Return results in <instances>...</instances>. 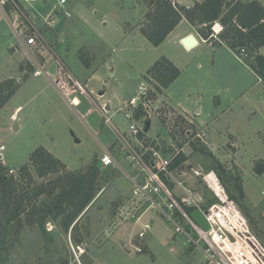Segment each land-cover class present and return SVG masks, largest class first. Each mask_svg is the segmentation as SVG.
<instances>
[{"label": "rangeland", "instance_id": "1", "mask_svg": "<svg viewBox=\"0 0 264 264\" xmlns=\"http://www.w3.org/2000/svg\"><path fill=\"white\" fill-rule=\"evenodd\" d=\"M59 1L12 0L7 5L0 4V82L13 76L19 85L0 109V144L6 147L4 162H0L19 176V168L28 164L31 153L42 146L55 152L65 164V171L83 172L96 159L99 161L104 146L112 143L123 169L101 166L98 193L78 218L77 227L68 233L53 222L46 223L51 238L42 234L38 224L18 225L7 236L8 249L0 250V264L207 263L202 248L176 233L175 226L156 209H151L146 217L152 230L143 241L136 238L140 226L131 221L119 225L118 208L132 191L125 170H135L118 150L122 146L117 148L120 137L115 126L128 131L124 112L118 108L136 94L143 81H150L145 76L147 70L163 57L172 60L181 73L167 91L153 95L164 106L152 111L148 136L168 141L177 135L188 143L186 167L191 164L204 171L215 170L233 194H238L235 182L241 184L245 198L236 200L264 245V78L259 80L251 67L233 57L231 60L226 50L220 56L222 61L215 56L213 46L202 43L187 49L178 36L196 31L186 19L160 45L152 44L142 32L148 9L140 0H66L63 5ZM48 15L55 19L51 28L45 24ZM29 19L36 27L49 29L46 38L51 47L40 37L28 52L16 47L20 39L15 26L21 25L27 36L38 33ZM81 50L94 59L89 71L83 68ZM49 60L51 63L44 69L52 78L61 61L80 79L93 75L88 86L93 93L79 91L81 106H71V95L65 96L53 88L44 71L34 75ZM71 84L74 86L72 81ZM178 102L201 106V116L197 119L193 113L187 115L188 119H175L171 114L175 126L173 118L167 125L164 112H183ZM107 104L110 109L105 108ZM85 109L90 111L84 113ZM186 129H190L188 135ZM202 146L207 147V152L197 149ZM218 163L223 167L218 169ZM30 174H21L19 189L29 191L33 203L39 204L46 195L34 199L37 186L59 173L42 178L31 167ZM188 183L212 198L201 181L192 179ZM191 217L206 227L198 210L192 211ZM181 220L197 238L193 225ZM138 244L145 247L144 251H136ZM200 244L203 246V242Z\"/></svg>", "mask_w": 264, "mask_h": 264}, {"label": "built area", "instance_id": "2", "mask_svg": "<svg viewBox=\"0 0 264 264\" xmlns=\"http://www.w3.org/2000/svg\"><path fill=\"white\" fill-rule=\"evenodd\" d=\"M9 1L12 0H0V4L5 5ZM64 3L66 0H60V4ZM62 11L66 12L63 8ZM66 14L69 15L68 12ZM54 20L52 19L51 23ZM14 29L21 42L31 49L36 45V35L27 36L21 25L15 26ZM213 29L217 38L222 26L216 23ZM201 39L205 41L202 37ZM261 50L258 53H262ZM233 51L240 62L250 67L247 60L251 59V56L245 47ZM259 80H262L261 77ZM157 93L150 81H143L136 94L129 100L125 99L124 104L118 108L119 111L124 112L128 124V131L125 132L115 126L120 137L121 150L125 161L135 170L134 172L125 170L131 179L132 191L129 199L118 208L119 225L131 221L140 226L136 238L143 241L152 230V224L146 217L151 209H156L175 226L176 233L183 234L189 241L202 248L207 259L206 264H264L263 243L254 233L238 202L230 197L216 171H204L193 166L189 169L186 167V162L172 168V163L181 154L186 155L188 143L180 141L177 135L176 139L168 141L148 136L145 129L147 123L149 121L151 123L153 119L152 111L156 112L164 106V104L159 105L153 96ZM103 111L107 114L104 106ZM171 114H174L175 119L178 116L188 119L184 112L175 113L170 110V115L164 112L167 125L173 118ZM106 118L110 121V116ZM175 119L172 126H175ZM189 121L193 122L191 119ZM186 130L188 135L190 129ZM5 149V145L0 144V160L3 162ZM100 164L102 167L122 168L110 149L104 150ZM192 179L201 181L215 201L212 202L210 200L212 198H208L190 185L188 181ZM195 210L204 216L206 227L200 226L191 217V212ZM181 219L188 220L193 225L197 238L186 230L185 222ZM135 248L137 252L145 249L139 244Z\"/></svg>", "mask_w": 264, "mask_h": 264}, {"label": "trees", "instance_id": "3", "mask_svg": "<svg viewBox=\"0 0 264 264\" xmlns=\"http://www.w3.org/2000/svg\"><path fill=\"white\" fill-rule=\"evenodd\" d=\"M140 3L148 9L142 32L152 44L160 45L175 27L186 19L198 35L211 43L215 49L222 45L233 50L245 47L251 56L250 67L263 80L264 54L258 53L264 48V3L260 0H194L192 4H183L178 0H140ZM216 23L222 26L217 38L213 29ZM80 56L83 64L89 67L92 58L87 57L84 50L80 51ZM180 73V69L172 60L163 57L147 70L145 76L151 78V86L156 92L163 93ZM18 86L14 78L0 82V109L15 94ZM197 149L202 152L208 150L205 146ZM209 154H212L211 151ZM186 159L187 156L181 154L172 163V168L183 165ZM31 167L42 178L59 173L46 183L37 186L34 199L46 195L39 204L33 203L29 191L19 189L21 174L25 172L31 175ZM216 167L219 169L223 166L218 163ZM65 168V164L59 158L42 146L31 153L28 164L19 168V176L10 173L13 168L0 162L1 251L8 249L7 236L18 225L38 224L42 234H47L48 238L52 236H48L50 233L46 228L47 222L59 225L66 233L77 227L78 218L98 193L100 160L96 159L83 172L65 171ZM234 187L238 194L228 190L230 197L243 200L245 192L242 185L235 182ZM210 200L214 202L215 198ZM239 206L241 207L240 204ZM247 215L250 216L249 213ZM63 264H66V261Z\"/></svg>", "mask_w": 264, "mask_h": 264}, {"label": "crops", "instance_id": "4", "mask_svg": "<svg viewBox=\"0 0 264 264\" xmlns=\"http://www.w3.org/2000/svg\"><path fill=\"white\" fill-rule=\"evenodd\" d=\"M179 1V0H178ZM193 1L194 0H190V2H192L193 3ZM262 3H264V1L263 0H260ZM67 2V1H66ZM180 2V1H179ZM191 3V4H192ZM59 4H60V1H59ZM61 9H62V7H61ZM51 16L52 15H48L46 18H45V24L46 25H48L49 26V28H51L50 26H52L51 25V22H52V18H51ZM51 18V19H50ZM31 25H32V27L38 32L37 33V37H40L42 40H43V42H45L46 44H48V47H51L50 46V43H49V40L46 38V34H48L49 35V29L47 30V28H38V27H36L35 25H34V23L33 22H31L30 21V19H29V21H28ZM174 31V30H173ZM173 31L168 35V36H170V35H172L173 34ZM188 34H190L189 32L188 33H185V34H183V35H181V36H178L179 37V41L182 39V38H184L185 36H187ZM196 37H197V39H198V41H199V43L197 44V46L196 47H198V46H200L202 43L203 44H207V45H209V46H212V44L211 43H208V42H206V41H202V39H201V37L198 35V33L197 32H195V33H193ZM37 44V43H36ZM18 49H20V50H23V51H26V52H28L29 51V48H30V46H28V45H26L24 42H21V41H19L18 42V45L16 46ZM187 49H189V48H187ZM15 50V49H14ZM223 50H226V55L227 56H229L230 57V59L232 60L233 58L234 59H236V60H238V58L236 57V55H235V53H234V51H233V49H231V48H229L228 46H226V45H222V46H220V47H218V48H216L215 49V52H214V54H215V56L216 57H218V58H221V60L223 61V58L222 57H220L221 56V54H222V52H223ZM233 57V58H232ZM92 58V57H91ZM239 61V60H238ZM62 63H58L57 65H56V68L54 69V72H53V76H54V78H52V76H50L48 73H46L45 72V69H44V65H49L50 63H51V60H49L48 62H46V63H44V64H41L39 67L41 68V69H37L36 70V72L34 73V75H36V76H39V75H41V72L42 71H44L46 74H47V76H48V78L50 79V84L53 86V88H55L58 92H60L61 94H63V95H65V96H67V95H71V99L69 100V104L71 105V106H73V107H76V106H81L82 105V100H81V98H80V96H79V91H81V93L82 94H86V95H90L91 93H93L92 92V90L89 92V90H88V86H89V82H90V79L92 80L93 79V75H90L87 79H85V78H83V79H80L79 78V76H78V74H77V72H75L72 68H70V66L68 65V64H66V63H64L63 61H61ZM82 62V61H81ZM93 62H94V59L92 58V62H91V64H90V66L89 67H87V66H85L84 64H83V62H82V65H83V68L85 69V71H89L91 68H92V66H93ZM240 62V61H239ZM177 66V65H176ZM37 71H40V73H37ZM62 72V73H61ZM64 73V74H63ZM79 73V72H78ZM64 75V76H63ZM9 78H13V76L12 77H9ZM72 81V83H74V86H72V87H70L72 84H71V81ZM20 83H21V81H20ZM59 84V85H58ZM67 89L69 90V93L67 94ZM168 89H166V91H167ZM78 99L79 101L77 102V101H75V99ZM68 100V99H67ZM177 105L183 110V112L185 113V114H192L193 115V113L194 114H196V118L198 119L200 116H201V112H202V107L201 106H199V107H197V106H192L191 104H184V103H180V102H178L177 103ZM106 109H110V106H109V104H107L106 105V107H105ZM19 109V107L17 108V110ZM87 111L89 112L90 111V109L89 110H87V109H85V112L84 113H87ZM201 122H202V120H201ZM208 126V125H207ZM206 126V131H207V129H208V127ZM209 131V130H208ZM206 136H208V139H209V134L208 133H206ZM119 146H120V143H119V145L117 146V148H119ZM47 149V148H46ZM104 149H110L113 153H114V145L112 144V143H110L108 146H104ZM48 150V149H47ZM118 150H121V147L118 149ZM55 157H57V155L55 154V152H52L51 150H49ZM122 151V150H121ZM104 152V151H103ZM115 155V154H114ZM57 158H59V157H57ZM117 159V158H116ZM62 161V160H61ZM63 162V161H62ZM148 216V215H147Z\"/></svg>", "mask_w": 264, "mask_h": 264}, {"label": "water", "instance_id": "5", "mask_svg": "<svg viewBox=\"0 0 264 264\" xmlns=\"http://www.w3.org/2000/svg\"><path fill=\"white\" fill-rule=\"evenodd\" d=\"M182 41L186 45L187 48L194 47L199 43L197 37L193 33H190L187 36H185ZM149 127H150V123L148 122L147 127L145 129L146 132L149 130ZM191 166L192 165L190 164L188 168H190Z\"/></svg>", "mask_w": 264, "mask_h": 264}, {"label": "bare ground", "instance_id": "6", "mask_svg": "<svg viewBox=\"0 0 264 264\" xmlns=\"http://www.w3.org/2000/svg\"><path fill=\"white\" fill-rule=\"evenodd\" d=\"M196 46H197V45H196ZM194 47H195V46H194ZM191 48H192V47H191ZM191 48H189V49H191ZM75 101H77V102H78L79 100L76 98V99H75Z\"/></svg>", "mask_w": 264, "mask_h": 264}]
</instances>
